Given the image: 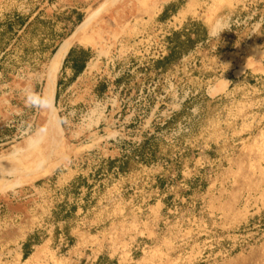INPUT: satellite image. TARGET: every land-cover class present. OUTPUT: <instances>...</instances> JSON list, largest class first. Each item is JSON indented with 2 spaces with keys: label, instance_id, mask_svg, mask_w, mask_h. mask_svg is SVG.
Wrapping results in <instances>:
<instances>
[{
  "label": "rangeland",
  "instance_id": "1",
  "mask_svg": "<svg viewBox=\"0 0 264 264\" xmlns=\"http://www.w3.org/2000/svg\"><path fill=\"white\" fill-rule=\"evenodd\" d=\"M171 1L0 0V264H264V0Z\"/></svg>",
  "mask_w": 264,
  "mask_h": 264
},
{
  "label": "crops",
  "instance_id": "2",
  "mask_svg": "<svg viewBox=\"0 0 264 264\" xmlns=\"http://www.w3.org/2000/svg\"><path fill=\"white\" fill-rule=\"evenodd\" d=\"M171 2H173L170 3L171 5H169L168 7L163 6V8L160 11L159 14H161L160 17H162V20L165 21L169 19H173V20L177 19L178 20L177 22H181L182 19H186L188 16L193 15L191 10H188L186 11V13H184V15H181L182 11H184L186 8L181 5H176L174 2H177V0H172ZM79 48L80 47L77 46L76 44H70V46L68 47L67 51L65 52V55L60 61L61 64L59 67V74L57 76L58 80H56L57 84L60 82L61 79L66 80L73 76L77 77L82 72L83 67L85 65L82 66L80 64L79 56H78ZM31 248H33V245H31Z\"/></svg>",
  "mask_w": 264,
  "mask_h": 264
},
{
  "label": "bare ground",
  "instance_id": "3",
  "mask_svg": "<svg viewBox=\"0 0 264 264\" xmlns=\"http://www.w3.org/2000/svg\"><path fill=\"white\" fill-rule=\"evenodd\" d=\"M85 27H86L85 24H83L81 27H79L74 32V36H73L72 39H75V40L78 41L82 36H84L85 32H83V31H84ZM85 37H86V35H85ZM83 42L85 43V41H83ZM54 80L55 79H54V75H53V72H52L51 75L48 76V79L46 81V85H45V88H44V92H43V97H42V110H43V112H44V110H46L47 112H50L52 93H53V90H54L53 89Z\"/></svg>",
  "mask_w": 264,
  "mask_h": 264
},
{
  "label": "built area",
  "instance_id": "4",
  "mask_svg": "<svg viewBox=\"0 0 264 264\" xmlns=\"http://www.w3.org/2000/svg\"><path fill=\"white\" fill-rule=\"evenodd\" d=\"M155 52H158V51H160V48L159 49H157V50H154Z\"/></svg>",
  "mask_w": 264,
  "mask_h": 264
}]
</instances>
